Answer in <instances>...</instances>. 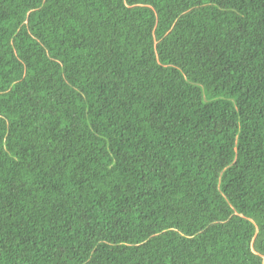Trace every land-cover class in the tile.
Returning <instances> with one entry per match:
<instances>
[{"label": "trees", "instance_id": "1", "mask_svg": "<svg viewBox=\"0 0 264 264\" xmlns=\"http://www.w3.org/2000/svg\"><path fill=\"white\" fill-rule=\"evenodd\" d=\"M0 264H264V0H0Z\"/></svg>", "mask_w": 264, "mask_h": 264}]
</instances>
